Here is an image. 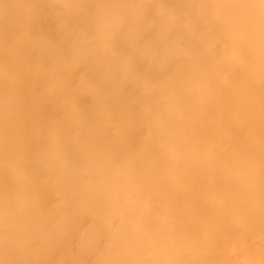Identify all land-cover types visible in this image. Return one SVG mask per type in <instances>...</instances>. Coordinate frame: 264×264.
I'll list each match as a JSON object with an SVG mask.
<instances>
[{"label":"bare ground","instance_id":"bare-ground-1","mask_svg":"<svg viewBox=\"0 0 264 264\" xmlns=\"http://www.w3.org/2000/svg\"><path fill=\"white\" fill-rule=\"evenodd\" d=\"M79 1L0 0V71L8 77L7 93L0 103L18 108L17 121L3 125L0 131L2 157L16 163H10L11 169L5 165L10 172H3L1 178L10 177V173L16 177L6 194H0V264H25L30 256L34 258L31 264H45L40 256L41 241L42 249L52 252V264H84L96 250L99 237L90 240L91 249L80 250L78 245L86 246L91 237H86L84 244L75 228L69 235L73 249L66 250L64 242L56 251L48 247L52 239L70 229V223L61 217L74 210L66 204L70 200L76 203L72 194L79 193L76 188L81 186L86 209L75 223L97 228L107 209L108 235L102 242L106 243L109 235L124 226V214L134 209L138 213L131 215L130 221L152 229L143 249L160 259L119 253L108 259L103 249L98 252L99 264H195L184 259L182 250L195 233L211 232L219 217L220 221L224 216L228 219L235 203L232 215L242 221H223L217 226L216 237L200 235L205 253L199 262L264 264V199L258 197L264 191V172L256 178L239 175L241 171L249 173L251 160L260 158L264 164V75H253L254 79L240 66L221 71L222 59L205 68L197 60L196 50L187 53L183 46L190 40L188 22L163 15L160 0ZM120 5L126 12L114 20L110 16L120 12ZM62 16L67 21L62 22ZM149 16L147 25L141 24ZM152 25L157 33L151 36ZM76 32L81 34L79 57L73 55L71 34ZM126 34L129 39L122 40ZM214 42L211 49H215ZM103 43L113 47L104 57L100 55ZM163 44L174 50L173 59L162 55ZM197 69L207 90L193 83L191 74ZM225 72L235 76L234 83L219 81ZM182 81L197 86L200 97L197 94V99L188 103L180 98L190 88L181 90ZM209 92L215 95L213 104L207 110H197L195 104L200 98L206 100ZM169 107L176 109L172 119ZM29 108H35L31 115L25 112ZM216 110L222 117L214 114ZM241 110L249 115L237 116ZM99 122L109 128L102 130ZM31 123L41 129L35 137L28 128ZM64 125L76 130L59 145L53 143ZM86 126L88 131L79 136L77 130ZM254 142L262 148L249 152L255 148L250 145ZM51 148L61 152V165L43 156ZM28 151L32 155L27 157ZM247 154L253 157L242 158ZM221 161L247 184L231 187L234 179L224 176L227 181L209 189L205 178ZM174 179H182L180 185L167 187L166 182ZM32 193L39 204L35 215L41 225L21 222L26 205L19 196ZM211 206L220 207L215 216L207 214ZM151 209L160 210L157 220L151 221ZM185 225L194 226L193 232L181 230ZM16 226L17 234H13ZM161 229L168 230L170 238L159 240ZM178 233L184 238L180 243Z\"/></svg>","mask_w":264,"mask_h":264},{"label":"rangeland","instance_id":"rangeland-1","mask_svg":"<svg viewBox=\"0 0 264 264\" xmlns=\"http://www.w3.org/2000/svg\"><path fill=\"white\" fill-rule=\"evenodd\" d=\"M73 1H75L76 3L80 2L79 0H73ZM86 1L88 3L90 2L92 3V0H86ZM138 1L139 3H141L142 1L144 2V0H138ZM160 3L162 5L160 9L163 15L169 14L172 18L176 19L177 21H179L181 18L182 20H184L183 22H188L186 25L189 26L188 34H189L190 40L188 44L184 43L183 46L186 48L187 53L191 52L190 50H192V48L193 50H196L195 55L197 56V60H199L200 63H202L205 68L207 66H212V63H216L219 61V59H222L223 61L222 67H219L221 71H223V68L227 70L230 67L240 66V67H243V69L246 71V74H249L252 78H254L253 75H257V74L264 75V0H160ZM120 6H119L120 12L119 13L115 12L113 15L110 16V17H114V20H118L120 16L124 12H126L125 6L124 5H120ZM0 11H1V8H0ZM172 11L173 12L175 11V12L173 13ZM194 12L195 13L197 12V13L195 14ZM204 15L206 16L205 18H204ZM62 17H61L62 22L67 21L65 20V17L63 18ZM150 17L151 16H149V18L145 17L144 21H142L141 24L146 26L147 21L148 19H150ZM185 17L187 18L184 19ZM123 20H126V19H123ZM142 27L140 28V30L142 29ZM191 31H192V34H191ZM149 33L151 36L152 34L156 35L157 30L154 25H152L151 29L149 30ZM80 35L81 34H79L78 32L71 34V37L73 39V46H74L73 55L75 57H79V55L82 54V52L78 49V44H77V42H79ZM121 39L128 40L129 34L121 36ZM211 42L215 43V49L218 48L221 54H219L215 49H211L210 47ZM111 51H113V47L108 46L107 44L103 43L101 45L100 55L102 57L107 56L110 54ZM161 52H162V55H164V57L167 59L174 58V50L166 44L161 45ZM146 60L147 62L149 61V59H146ZM204 61H207V62L203 63ZM196 72L197 73L195 74H191L193 83L199 86V88L203 90H207V87L203 86L206 83L204 81L205 79L202 77V75L201 76L199 75L200 69H197ZM227 74L228 73L225 72L224 75L219 79V81L223 84L234 83L235 76H231ZM7 79L8 77L5 76L0 71V97L2 98H3V93L5 92L7 93V89L6 87H4L7 84ZM182 85L183 87L181 90L183 89L185 90L187 86L190 87L189 90L184 91L182 96H180V98H182L186 103L192 102V100L197 99V94L200 97L199 93L195 89V87L197 86L192 85L191 83L186 85V83L183 81H182ZM193 87L195 91L192 90ZM159 96H160L159 98L163 102L165 95L161 93V95ZM208 97H209V100H208ZM214 97L215 95H212L209 92L206 100H203L200 98L198 103L195 104L197 106L196 109L197 110L199 109L207 110L209 105L213 104ZM2 98H0V101L2 100ZM12 105L13 104H10V105L2 104L1 105L0 103V115H1L0 116V131L4 130L3 125H9L11 122L14 124L17 121L16 115H17L18 108L15 105H13L12 107ZM65 105L67 104L65 103ZM168 110H170L169 116L171 117V119L174 118L175 113H176L175 107H169ZM25 112H28V114L31 115V113L33 114L35 112V108H32V109L29 108L25 110ZM214 114L221 116V113L217 110ZM241 115L246 117L247 115H249V111L242 112L241 110L240 113L237 114V116L241 117ZM98 126L102 130H105V131L106 129L109 128V126H107V123H104V122H99ZM86 127H84L85 128L84 130H77V134L79 136H82L85 132L88 131V127L87 128ZM28 128L30 131V135L32 137L37 136L41 132V129L38 126H36L34 123L29 124ZM73 129L75 128L64 125L61 136L55 135L52 140L53 143H57L59 145L60 142L61 141L63 142L65 137L69 133H71V131H73ZM250 145L251 147H254L255 145V148H251L249 152L253 150L258 151L259 148H262V147H259L260 145L255 142L254 144H250ZM263 152H264V149L262 153ZM3 153H4V150L2 151V149H0V179L2 178L3 172H10L5 168V165L10 167V169H11L10 163L16 165V163L11 162L10 159L8 160L2 157ZM28 153L32 155V153L28 151L25 154L27 157H28ZM60 154L61 152H59L56 148L54 149L51 148L50 150H46L43 152V156L47 160L52 161L53 162L52 164H58V165L62 164L60 160L62 157ZM246 157L252 158L253 156L250 154L249 155L247 154L246 156L242 158H246ZM248 160H251V159H248ZM244 162H246V160ZM244 164H247V163H244ZM213 166L215 167V170L213 171V173H211L210 175H207V177L205 178L209 181V183L207 184V187L209 189L217 188L216 186L221 185L223 181H227V178L225 177H228L229 179H234V180H231V182L229 183V186L231 187H236L237 185L241 186L242 184L246 185L247 184L246 181L242 178H246L248 176H254V178H256L259 172L261 171L264 172V164L261 163L260 158L256 160H251L250 167L248 168L249 173H247V171H241L239 175L242 176V178H239V179L236 177L237 171L233 170V168L231 166L229 167L225 162L223 161L217 162ZM156 173L160 174L157 171ZM15 178L16 177L12 175V173H10V177L0 180V194H6L5 190L10 188L11 185H13V181ZM142 180L147 182L146 178H142ZM181 181L182 179L170 180L166 182V186L169 188L178 187ZM262 182L264 183L263 180ZM262 186L264 188V185ZM82 189H83L82 186L80 188H76V190H78L79 193H76V191H73L74 194L72 195L75 197L76 203L73 200H70L67 202L68 204H66V205L71 204L74 206L73 207L74 210L72 211V213H69L66 215L63 214V217H61L62 220L70 223V229L67 230L64 236L62 237L58 236L57 238L52 239L50 241L51 244L48 245L50 249H53V251H56L61 245H63V242H64V246L66 247V250L73 249L71 247L69 235L72 230H74L75 228H78L77 232H79L80 238L84 244H85V241L87 242V239L85 238L91 237L89 241L87 242L88 244L86 246L82 245V243L78 245V248L80 250H83V249L85 250L87 246H89L90 249L92 248L91 241L94 240L93 236H96V238L99 237L100 239V242L98 241V244L95 243L96 250L87 256V258L84 261V264H97V263L99 264L101 253L99 255L98 252L100 250L102 251L103 249H105L104 250L106 252L105 256L108 259L113 257L114 254L119 253L120 255H124L125 257L139 256L138 258H140L143 256L145 257V259L151 258L154 260H160L158 259L159 257H151L150 255H148L149 250L143 249L145 238H148L147 234L152 232V229L149 227L147 228L144 225H141L139 222L130 221L131 215L135 216L138 213L134 209L133 210L129 209L127 211L128 208L127 207L124 208V210L127 211V214H124L125 216L124 226H122L121 228L116 230L114 233L109 235V238L106 241V243H102V242L107 238L106 235H108L107 232L105 231V222H106V219L108 218V214H110L107 209H105V212L103 213V217H101V220L99 221L97 228H94V227L92 228V227H89L88 225H83L81 221L78 223H75L74 222L75 220L77 219L81 220L85 212V209H86V202H84V199L81 198L82 196H81L80 191ZM181 190H183V188ZM131 194H133L132 191H131ZM34 196L35 195L33 193L31 195L28 194L26 196L25 195L19 196L20 198L24 197L23 203L24 205H26L24 206V209H23L24 214L21 219V222L25 220V224H28V225H31L34 223L41 225L42 224L41 220H39V217L35 215V212L39 211V208H38L39 204H38L37 199ZM83 196L85 197V194ZM241 196L245 197L244 194H241ZM258 197L260 201L264 199V191L260 192L258 194ZM78 198L80 201L77 203ZM0 208H1V203H0ZM236 208H237V203H235V207L231 211L230 217H228L227 219L226 216H224L223 221L228 220L232 224L240 223L242 219L238 216L232 215V212ZM206 211L209 216H215L217 213H219L220 207L211 206V209H207ZM159 212L160 210L158 211L156 209L154 210L151 209V215H150L151 221L157 220V218H159L157 217V213ZM14 215L18 217V213L16 211ZM246 215L247 213H244V216ZM220 220L222 219L219 217L217 222L213 223V225H215L216 228L213 229L211 232H208L207 230L204 229L198 233H195L193 238H191L190 244H188L182 250L181 254L184 255L185 260L192 259L195 261L194 262L195 264H203V261L201 263L199 262L203 260L204 258L203 255L205 253L204 252L205 248L202 247L204 244V239L200 238V235L206 234V235H210L209 237H216L219 234L217 226H220L221 223L223 222ZM19 223L20 221L17 222L18 226H19ZM193 227L194 226L190 227L189 225H185L181 228V230L186 229V231L190 233V232H193L192 230ZM16 228L17 226L12 227L13 234H17ZM140 233H143L141 237H140ZM130 235H132V237ZM170 235L171 233L168 230L161 229L159 231L157 238L159 240H162L163 238H170L169 237ZM17 238L18 237H16V241H17ZM176 239L180 243V241H182V239L184 238H183V235L178 233ZM41 243L42 244L39 247V250L41 251V254H40L41 259L46 261L45 264H52V262H50L52 252L49 250H45V248L42 249L44 242L41 241ZM103 244H105V247H102ZM119 249H123V250L117 251ZM142 250H145V251H142ZM235 253H238V250H235ZM26 258L27 259H25V264H31V262L34 259L32 256H30V258L29 257H26ZM206 262L207 264H209L208 261Z\"/></svg>","mask_w":264,"mask_h":264}]
</instances>
